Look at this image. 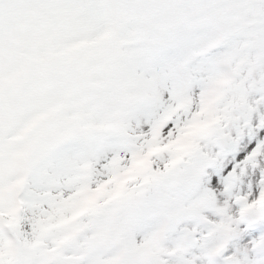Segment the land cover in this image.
Segmentation results:
<instances>
[{
  "label": "snow or ice",
  "instance_id": "obj_1",
  "mask_svg": "<svg viewBox=\"0 0 264 264\" xmlns=\"http://www.w3.org/2000/svg\"><path fill=\"white\" fill-rule=\"evenodd\" d=\"M0 264H264V0H0Z\"/></svg>",
  "mask_w": 264,
  "mask_h": 264
}]
</instances>
